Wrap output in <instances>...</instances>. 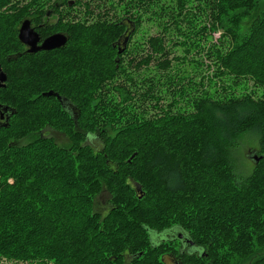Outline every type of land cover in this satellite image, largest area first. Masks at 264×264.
Wrapping results in <instances>:
<instances>
[{"label": "trees", "instance_id": "1", "mask_svg": "<svg viewBox=\"0 0 264 264\" xmlns=\"http://www.w3.org/2000/svg\"><path fill=\"white\" fill-rule=\"evenodd\" d=\"M12 1L0 0L7 75L0 106L8 111L0 127V255L55 264H166L168 256L175 264H264V95L233 86L249 79L264 90V1L76 0L67 8L85 7L87 19L42 27V37L62 32L68 41L37 53L25 51L20 24L46 16L53 6L45 2L55 0L24 8ZM111 10L118 18L109 19ZM148 21L161 32L144 35L125 64ZM220 28L218 42L204 46L207 32ZM172 31L186 61L204 50L216 60L214 94L201 81L189 113L175 111L178 92L164 105L159 80L150 77L141 91L147 79L136 76L153 58L172 73L171 86L191 80L189 69L175 71L163 58ZM146 44L152 53L140 57ZM48 128L70 144L60 145ZM248 131L260 138V160L240 178L231 153ZM103 190L110 194L105 215L94 208Z\"/></svg>", "mask_w": 264, "mask_h": 264}, {"label": "rangeland", "instance_id": "2", "mask_svg": "<svg viewBox=\"0 0 264 264\" xmlns=\"http://www.w3.org/2000/svg\"><path fill=\"white\" fill-rule=\"evenodd\" d=\"M28 1L29 0H13L11 3L12 5H15L18 8H24L26 7L25 4L26 3L28 4ZM37 1L38 0H33V2L36 4L35 7L39 5L42 6L44 4V0L40 1V3H38ZM113 1L118 2L120 0H113ZM97 3L98 2L92 4V6L94 7L93 12L95 13H97L99 10L97 7H95ZM45 4H46L45 8H47L50 5H52L53 2L52 1L51 3L45 2ZM42 8H44V6ZM85 10H86L85 7L84 8L82 7V9H78V6H77L76 9H72V16L70 18L68 17L67 19L70 20V22H72L75 18H78V20H81V19L85 20L87 18H84L85 16L82 17L80 14L82 11L84 12ZM114 13H115L114 10L110 11L109 19L118 18L117 15L115 16ZM118 15H119V18H121L125 16L126 14L124 11H121ZM93 18H90L91 19L90 20L88 17V20L93 21L94 20ZM55 19H56L55 17H52L50 18L49 21L53 22ZM207 21H208L207 24L210 26V23H211L210 20L207 19ZM245 23L246 22L244 21V24ZM160 32L161 30L151 21L144 22L143 27H141V29L137 32L136 35L133 36L132 40L130 41L129 50L124 55V63L125 64L127 63L128 65V62L131 56H133L132 54L135 51L137 45L141 44V43H138V41L139 40L141 41V38H143L144 35H145V39H147L151 37V35H157ZM222 32H223L222 28L211 30L210 32L208 31L206 34V40L203 45L211 46L213 43L218 42V39L220 38ZM174 41H177V35H175L173 31L169 32L167 35V42H166V48L168 52L166 56H163V58L168 57L169 59H171L170 62H171V65L173 66L172 69L175 71H179L178 69L180 67L181 69L182 67H184L185 69H189L190 71L189 77H192L190 78L191 79L190 81L187 75L186 78H183V85H181L183 87H181L180 85L176 87V85L174 84L173 86H171L169 84V81L171 80L170 77H172V73L170 75V73L168 72L169 70L158 68L157 59H153V58H151L150 62L148 63L146 67L143 66L139 70V72H137L136 76L138 78H141L142 76H146L145 78L147 80L139 83L141 85L140 87H142L140 88L141 91H145L146 87L149 85L150 81L148 79L150 77L154 76L156 78L154 81L156 82L157 80H159L158 85H159V89L162 95L164 96L163 98L164 105L171 103V101L173 100L172 94L174 93V91L178 92L175 96L176 98L175 99L176 100L175 111L189 113L193 111L192 101L195 99L194 95L198 97V95L201 94V92L199 91L197 92L194 89L195 87L199 88L200 86L199 84L201 83V81L203 82V87H205L206 90H209L210 94H214L215 85L213 84V82H215V80H213L211 76L215 69L216 60L207 56V52L204 50V51L197 52L196 54H193L191 57L192 58L191 61L188 62L186 61L185 58H183V55H185L183 47L177 44H173ZM227 45H228L227 40H225V46L227 47ZM140 47L144 48L143 45H140ZM145 47L146 49L144 51H140V54H139L140 57L143 54L147 56V54L149 55L152 53V50L150 49L148 44H146ZM140 57H137V56L133 57V62H134L133 64H136V62L138 61ZM188 58H190V55L188 56ZM134 68L135 67L133 66V70ZM193 82H194V86L192 85ZM225 83L227 85L228 84L231 85L233 83V80L231 79V77L225 78ZM189 85H191L192 88H188ZM233 86L240 93L245 92V91H248V92L254 91L256 96L264 95V90L261 87L255 86L253 84V81L249 79H242L237 85L233 83ZM183 88H187L189 90L181 93L180 89L183 90ZM146 103L147 104L149 103L151 105L152 102L146 101ZM177 105H178V108L176 107ZM28 141L29 139L25 138V139L17 140L16 143L19 145H22V144H26ZM57 141L59 142L60 145L70 144V139L68 138L67 135H65V133L57 137ZM259 150H260V138L257 134H255L254 132L248 131L241 135L238 146L234 148L231 153V160L233 163L234 171L238 177L246 178L253 172L254 167H255V161L251 157V155H254V154L258 155L257 152ZM94 208L97 212L101 213L102 215H105L108 212L110 208V194L108 193L107 190H103L99 195L96 196ZM0 264H55V262L52 259H44V260H36V261H32V260L31 261H28V260L21 261V260H16V259H9V258H6L5 256L0 255Z\"/></svg>", "mask_w": 264, "mask_h": 264}, {"label": "flooded vegetation", "instance_id": "3", "mask_svg": "<svg viewBox=\"0 0 264 264\" xmlns=\"http://www.w3.org/2000/svg\"><path fill=\"white\" fill-rule=\"evenodd\" d=\"M74 1H76V0H55L53 2V4H52L53 7L47 11V15L46 16H42L39 19L38 18V16H40L39 15L40 13H39L38 15H36L34 17L31 16V18H25L23 20V21L29 20L31 27L38 33V35L40 37V41H39L38 45H41L42 42L44 41V39L47 38L48 36H50V35H48L46 37H42V33H43V28L42 27L46 28V27H49L50 25H55L58 22H61V23L70 22V20H68L67 18L68 17L70 18L72 16V9L71 8H67V5L68 6L69 5L72 6L73 5L72 3H74ZM80 14H81V16H85L86 15V11H84V12L82 11ZM52 17H55L56 19L53 22H50L49 20ZM23 21L21 22L20 27H21ZM129 22L130 21H126V20L123 21V23L127 25V27L125 26L126 27L125 35L120 36L118 41H117V47H119L118 50L119 51L122 50V52L125 51V48H126V46L128 44V41H129V39H128V31L130 30ZM20 27H19V29H20ZM38 28H42L41 32H39ZM60 33H62V32H60ZM62 34L66 35V33H62ZM67 38H68V36H67ZM22 44L24 45L25 51L29 52L30 46L26 45L23 42H22ZM42 51H44V50H42ZM38 52H40V51H38ZM29 53H32V52H29ZM7 117H8V111H4L3 107L0 106V124L5 123L7 121ZM46 132H49L55 138H57V137H59V136L64 134L61 131H58V130H55V129H51V128L46 129ZM179 237H182V235H180ZM168 258L169 259H168V262H166V264H175V263H177L176 260H174L172 256H168Z\"/></svg>", "mask_w": 264, "mask_h": 264}, {"label": "water", "instance_id": "4", "mask_svg": "<svg viewBox=\"0 0 264 264\" xmlns=\"http://www.w3.org/2000/svg\"><path fill=\"white\" fill-rule=\"evenodd\" d=\"M19 39L26 45L30 46L29 52H32V53H36L42 50L51 51L57 48H61L68 41V38L66 35L62 33H55L45 38L41 45H38L40 41V37L38 33L31 27L29 20L23 21L19 29ZM6 80H7V75L1 70V67H0V86H4ZM44 94L47 96L52 95V94L58 95L57 93H54L53 91H49ZM4 109L6 110L7 107H4ZM1 126H7V123H2L0 124V127ZM251 157L254 159L255 162H259L260 160V157H258L257 154L251 155Z\"/></svg>", "mask_w": 264, "mask_h": 264}]
</instances>
